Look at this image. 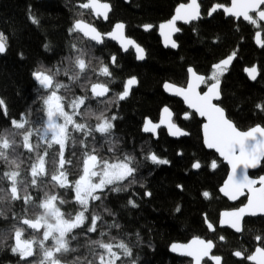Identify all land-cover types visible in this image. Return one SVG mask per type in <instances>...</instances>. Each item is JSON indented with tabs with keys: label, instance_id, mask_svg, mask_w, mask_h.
I'll return each mask as SVG.
<instances>
[{
	"label": "trees",
	"instance_id": "1",
	"mask_svg": "<svg viewBox=\"0 0 264 264\" xmlns=\"http://www.w3.org/2000/svg\"><path fill=\"white\" fill-rule=\"evenodd\" d=\"M85 1L0 0V32L4 34L7 42V52L0 56V99L6 106V111L0 107V133L15 131L10 124L14 119L41 117L38 100L40 86L33 80V71L59 70L60 75L56 80L68 85L67 89L61 88L65 100L77 96L91 97L90 83H107L114 80L117 82L114 92L118 94L123 90L127 79L136 77L139 82L138 87L121 104L113 122L114 128L109 139L114 142L115 151L108 150L107 140L100 134H94L95 140L91 137L85 139L82 134V140L88 145L87 150L91 152L95 147L96 154L103 159L115 160L124 155L135 158L133 166L137 168V172L134 178L136 182L143 184L145 189L140 193L138 208H127L125 216L123 212H119V219L125 222L131 236L114 237L113 240L106 225L89 235L82 233L79 236L78 231L84 230L79 229L71 234L76 236L75 240H71V247L76 251L66 255L67 261L73 263L76 257H79L81 264H87L89 260L96 264V253L103 250L96 249L92 252L89 242L102 239L114 244L123 240L132 248L131 258L121 255L123 264H131L132 260H135V264H192L188 259L172 256L169 249L176 242L187 243L199 237L215 242V255L222 256L224 264H249L246 258L238 260L233 253L240 250L246 257L253 254L258 246L264 247V242L255 240L257 234L264 236V218L246 220L241 235L219 229L221 212L238 208L245 200L231 205L221 197L219 189L229 174V168L215 153L207 151L204 147L203 122L187 110L181 101L169 98L164 93L163 86L171 82L186 87L189 67L208 78L212 75L215 64L235 52L238 59L232 69L225 71L220 77L223 83L220 105L226 110L229 119L242 131H247L257 124L264 126V112L255 107L258 102L264 101V48L259 49L255 45L257 32L263 33L264 40V24L259 22L260 26L257 27L249 22H236L234 19H227L221 12L216 13L212 19H207L210 8L222 2L201 0L204 18L190 27H182V34L176 39L179 50L174 52L162 47L157 30L160 24L173 17L180 4L187 3L188 0H130L129 4L105 0L111 3L114 10L108 23L100 26L92 20L90 11L75 7L76 3ZM229 2L230 0H226L223 3ZM30 14L39 21L38 25L29 20ZM80 19L94 25L103 33L110 31L115 23L124 22L128 36L145 49L146 61L137 62L133 52L123 56L111 42L105 41L102 46H97L77 32H70L74 22ZM145 25L153 26L154 30L144 32L142 28ZM72 45L86 51V61L91 62L90 69L75 83L63 74L64 68L69 65V59L76 55V49ZM112 56H116L114 67L110 59ZM103 65L109 66V70L114 72L112 78L99 74V68ZM255 65L260 70V78L256 83H252L244 71L246 67ZM212 82L208 80L203 91ZM82 85H88V88ZM108 99L89 98L79 111L90 109L92 113L103 112L110 118L112 112L106 105ZM166 106L175 113V122L189 133L188 138L173 141L161 130L159 141L154 142L151 137L143 134L144 121L150 118L158 122L161 110ZM186 113L190 118H184ZM82 119L96 121L94 115ZM90 126H94V123ZM16 141L20 145L22 137L17 136ZM32 143L37 144L35 139ZM84 151L82 147L79 150L82 154L81 161ZM16 153L21 162V174L25 176V169L30 163L28 157L31 156L34 161L36 155L28 153L22 147H17ZM151 153L169 163L152 164L146 159ZM51 154L48 162L53 161ZM213 161L217 164L215 169L210 166ZM195 162L201 164L198 170L192 167ZM7 170V166L0 161V173ZM47 170L49 173L55 172L56 166H49ZM81 171L82 163L78 166L77 177ZM261 175H264V162L259 172L251 174L252 177ZM4 186H8L7 182ZM44 191L47 190L42 187L38 190L30 189V192L36 193L33 196L36 202L43 199ZM146 191L151 192L149 198L144 195ZM205 191L210 194L209 198L202 195ZM50 192L59 194L56 189H51ZM76 205L71 199L64 204L57 202L66 218L77 214ZM178 206L179 212L176 211ZM12 207L20 215L25 206L17 201ZM107 207L109 205L105 203V208ZM114 207L121 208V205L115 204ZM6 208V203L0 205V210ZM37 212L38 209L29 206L27 215L31 218ZM205 216L215 225V234H211L206 226ZM103 221L107 224L105 219ZM8 224L9 221L0 217V233H4ZM101 232L106 235L101 236ZM220 236L225 239L220 241ZM114 251L120 253L118 248H114ZM15 260L17 259H13L10 253H0V264H9ZM121 261L116 264H121Z\"/></svg>",
	"mask_w": 264,
	"mask_h": 264
},
{
	"label": "snow or ice",
	"instance_id": "2",
	"mask_svg": "<svg viewBox=\"0 0 264 264\" xmlns=\"http://www.w3.org/2000/svg\"><path fill=\"white\" fill-rule=\"evenodd\" d=\"M80 7L83 9H92L97 16L103 15L105 19H107V14L111 10L108 3H100L99 0H88L87 3L81 4ZM221 9L226 15L237 19L242 17L244 21L257 27L260 26L259 22L264 21V0H231V6L217 3L210 8L208 15L212 16L213 13ZM250 13H255V18ZM200 15L198 0H190V3L180 4L175 10V15L168 22L160 25L161 32L165 35L166 41L169 39L171 32L180 31L176 27L177 21L189 23L199 19ZM29 20L33 24L38 25L39 23L31 14L29 15ZM144 27L147 30L152 26L145 25ZM124 28L125 25L118 22L115 24L114 30L107 35L114 40L119 39L122 46L134 47L136 49L137 59L143 60L144 50L134 40L126 38L123 35ZM165 29L168 32H165ZM69 31L83 33V36L89 37L97 44L103 43L102 34L82 19L76 20ZM256 37L257 44L264 47V41L260 40V32L256 33ZM170 44L172 48L178 47L175 41H170ZM45 47L47 48L48 46L45 45ZM72 47L76 49V55L74 58L69 59V65L64 68L63 74L75 83L90 69L91 62L86 61V51L77 49L76 45H72ZM6 51V37L0 32V54H4ZM125 51H127V47H125ZM235 56L236 53L233 52L226 59L215 64L212 75L207 79L189 67L187 71L190 73L191 78L187 88L175 87L169 83H165L164 88L165 90L174 89V94L183 96L190 108H194L200 116L207 118V123L203 125L205 145L219 152L232 166V174L229 175L228 180L225 181L220 191L230 199H236L237 195L245 187L253 193L249 197L245 207L233 212L223 213V217L226 219H221L220 221L221 225L227 224L235 232L242 233L244 231L242 221L245 215L256 216L258 214H264V177H260L259 183L261 188L257 192L253 188L256 181L249 179L246 174L249 167L255 168L260 162L264 161V126L257 124L247 131H241L228 119L225 109L218 103L213 102L214 100L220 101L222 99L220 77L227 71L228 66ZM110 59L112 64L116 63L115 56H112ZM92 71L95 72L96 70L92 69ZM245 72L253 81L259 75L258 69L255 66L246 68ZM99 74L105 77H111L112 75L107 65L99 68ZM32 75L41 88L49 91V94L43 99L44 108L42 112L44 116L35 128L26 127L28 125L27 120L22 122L12 120L10 124L15 131L0 133V161L8 168L7 171L0 173V205L7 204L6 209L0 210V217H3L5 221L12 222L10 232L15 243L11 246V252L14 255H18L20 261L24 262V264H32L29 258L34 257L36 254L34 252V245L42 253L38 264H63L57 254L76 251L75 248L71 247V240H75L76 236L71 234L75 229L80 228L85 223L87 219L85 213L89 210L90 201L101 200L102 197L98 193H103L105 189H109V186H112L109 189L112 192L119 193L128 191L129 187L136 183L134 175L137 172V168L133 166L135 161L134 157L124 155L123 157H117L115 160L103 159L96 154L95 147L89 152L87 150L88 145L84 140H81V147L85 149L82 160V174L74 182L69 180L67 166H70L72 162L70 159H65L66 143L71 138L69 126H71L72 132L82 133L85 139L91 137L95 140L94 134H100L106 138L109 145L108 150H116L114 142L109 139L114 128L113 121H115L116 116L112 115L109 118L103 112L95 114L90 109L84 112L79 111V109L86 105V101L89 98L105 97L110 92L109 84L111 81L107 83H90L91 97L87 95L77 96L70 100L68 102V107L72 109V113L70 114L65 111L64 104L62 103L65 97L58 95L61 88H68L67 84L56 80V77L60 75V71L36 70L33 71ZM208 80L213 82L209 85L208 90L201 94L197 89L201 84L207 83ZM137 83L136 77L127 79L123 85V90L118 93V99L120 101L125 100L130 95L132 87ZM82 87L88 88V85H82ZM0 107H3L6 111L5 102L2 99H0ZM255 107L264 112V101L258 102ZM163 112L165 113L171 135H187L186 132L171 122L170 118L172 113L167 107L163 109ZM92 115L95 116L97 121L94 126H90L87 122H77L74 119L76 116L86 118ZM184 118L188 119L190 115L186 113ZM163 122L161 121V123ZM159 126V124H154L151 120H146L143 131L146 133H155ZM33 135H36L40 141L47 142V147L44 149L43 154L39 151L41 148L39 143L35 145L31 143ZM17 136L22 137L20 145L17 144ZM72 143L75 144L76 141L73 139ZM53 144L58 146L57 159L54 161L56 171L49 173L46 167V157L48 156V149ZM17 147H22L30 154L36 153L34 161L31 156L28 157L30 163L25 169V176L21 174V162L18 160L16 153ZM146 159L150 160L152 164L169 163L167 160L159 158L155 153L148 154ZM210 166L212 169H215L217 164L213 161ZM192 167L199 169L201 164L195 162ZM126 180L128 184L124 185L123 182ZM45 181L50 188L71 189L74 194L73 199L81 206V210L75 216L69 215L66 218L60 207L57 206V202L64 204L65 201L58 194L51 193L50 190L44 191L43 199L36 202L30 189H41L42 185H45ZM5 182H7V187L4 186ZM178 187L182 186L178 185ZM144 195L151 196V192L146 191ZM202 195L205 198H209L210 196L207 191L203 192ZM17 201H20L25 206L20 215L12 207ZM127 204L132 208L139 207L131 196ZM29 206L40 210L31 218L27 215ZM104 211L109 216H115V213L107 208ZM176 211H180L179 206L176 208ZM102 220L103 217L101 215L93 214L87 232L95 233L98 222ZM108 227L120 228V225L113 221ZM208 227L210 230H215L211 223L208 224ZM26 229H31L35 233H41L42 230V239H23L22 237ZM100 235L104 236L106 233L101 232ZM69 236H71V239H69ZM5 238L4 234L0 233V239ZM50 239L53 242L52 246L46 247L45 242ZM224 239V236L219 237L220 241ZM255 240L264 242V236L257 234ZM89 244L92 252H95L96 249L103 250L101 253H96V264H116L117 261H121V255L128 258H131L133 255L132 248L123 240L114 244L97 239L91 240ZM215 246L211 240L205 241L196 238L191 244L179 247H183L184 249L182 254L195 259V264H201V260L205 257L214 261L215 264H222L221 256L211 254ZM114 248H118L120 253L114 251ZM177 249V245L172 246L173 251H177ZM233 255L238 258H246L247 260L254 261L255 264H264V247H257L253 254L246 257L244 252L240 250L235 251ZM73 264H81L80 258L76 257ZM87 264H93V261L89 260ZM121 264H123V261H121ZM131 264H135V260H132Z\"/></svg>",
	"mask_w": 264,
	"mask_h": 264
},
{
	"label": "flooded vegetation",
	"instance_id": "3",
	"mask_svg": "<svg viewBox=\"0 0 264 264\" xmlns=\"http://www.w3.org/2000/svg\"><path fill=\"white\" fill-rule=\"evenodd\" d=\"M101 1L102 2L110 3V2L105 1V0H101ZM117 1L120 2V3H123L124 2V0H117ZM224 1H226V0L221 1L222 2L221 4H224L226 6H229L230 5L231 0H230V2L228 4L223 3ZM87 2H88V0H86L84 3H87ZM200 3H201V0H200ZM79 4H83V3H79V2L76 3L75 4V7L77 9H80L78 7ZM112 9L114 10L113 6H112ZM80 10H82V9H80ZM112 13H113V11H112ZM91 15H92V20L94 22H96L98 24V26L104 24V22H103V20L101 18L95 19L92 13H91ZM119 22H121V21H119ZM114 25H113V27H114ZM113 27H112V29H113ZM111 30L108 31V32H105V33H103V32H101V33L103 35H106L109 32H111ZM123 56H124V54H123ZM112 66L113 67L116 66V63L114 65L112 64ZM110 72L112 73V75H111L110 78H112V76L114 75V72H112V71H110ZM33 80H34V78H33ZM110 81H111V83L109 84L110 93H109V96L106 97V98H109L107 100V102H106V105L109 106V108H110V110L112 112V115L117 116V114L119 112V109L121 107V104L123 102H125L128 98L125 99L124 101H120L118 99V94H116L114 92L115 91V89H114L115 88V83H117V82L114 81V80H110ZM35 82L37 83L38 86H40L37 81H35ZM38 89L40 91V96H39V99L38 100L40 101V115H41V117L34 118V119H29V118H27V119L26 118L14 119V120H16L18 122H22V121L27 120L28 121V125H26V127L35 128L39 124V122L41 121V118L44 116V113L42 112V109L44 108L43 99L49 94V91L41 88V86ZM58 95H61L62 96L61 89L59 90ZM117 99L119 100L118 102H117ZM95 100H98V99H95ZM62 103L64 104L65 111H67L66 110V106L68 104V101H65L64 100V101H62ZM70 110H71V112H69V113L71 114L72 113V109L70 108ZM74 119L77 122H87V123H90V124H93L94 123V125H95V121H92V120H85V119H80V118H77V117H74ZM69 130L71 132V138L66 143L65 159L66 160H69L70 159L71 162H72L70 166H67V173H68L69 180H71V181L74 182L78 178L77 177V174H76L78 172V166L80 165V163H82V161H81L82 154L79 153V150L81 149L80 141L82 140V133L72 132L71 131V126H69ZM33 139H35L36 142L41 145V148L39 149V151H40L41 154H43L44 149L47 147V142L46 141H40L39 138L36 135H33V137L31 138V143H32V140ZM73 139L76 141L75 144L72 143V140ZM51 152H52V154H51ZM33 154L36 155V153H33ZM50 154H51V156L53 158V161L52 162H48L47 161V159H48V157H49ZM57 154H58V146L53 144V146L50 149H48V156L46 157V161H47L46 167H47V169H49V166H56V164L54 163V161L57 159ZM81 174H82V171H81ZM123 184L124 185H127L128 184V181L127 180L124 181ZM111 187L112 186H109V189ZM42 188H45V190H47V191L48 190H51V189L59 190L58 196L60 198H62L65 202H67L69 199L74 200L73 199V195L74 194H73V191L71 189L50 188L49 186H47V183L45 185H42ZM109 189H105V191L103 193H98L102 197L101 200H99V201H90L89 210L85 213V216L87 217V219L85 220V223L80 228L75 229L73 231V233L76 232L79 229H81V230L84 229L81 232L78 231L77 234L79 236H81L82 233L84 235L92 234V233H88L87 232V229H88V227H90L92 215L93 214H98V215H101L103 217V219H105V222H107L108 225L109 224H112L113 221L119 223L120 228H110L109 227L108 233L110 234L111 237H117V238H120V237H129V235H130V233L128 232L129 229H128L127 225L125 224V222H123L122 220L119 219V212L120 211L123 212L124 213V216H125L126 215V212H127L126 211L127 208H130L131 207V206H128V204H127V201L129 199V197L131 196L136 201V203L139 202L138 200H139L140 193H141V191L143 189H145V186L143 184L139 183V182H136L135 184H133V185H131L129 187L128 191H122V192H119V193L112 192ZM31 193H32L33 196L36 194L34 192H31ZM149 197L150 196H147V198H149ZM75 203L77 204L76 206L78 207L77 210L79 212L81 210V206L77 202H75ZM105 203H108L109 207H107V209H109L112 212H114L115 213V216H109L107 214V212L104 211V209H105ZM115 204L121 205V208L118 207L116 209L114 207ZM39 211L40 210L38 209V212ZM107 224H105L103 220L102 221H99L98 222L97 229L103 228L104 225H106L108 227ZM11 226H12V222L9 221V224L4 228V233L3 234H4V236L6 238L5 239H0V246H1L0 253H5V252L10 253L13 256V259H17L14 262H11L9 264H24V262L20 261V258H19L18 255H14L11 252V246L14 245V243H15V241H14V239L12 237V233L10 232ZM22 238L23 239H36V240H40V239H42V232L41 233H35L31 229H26L25 230V233H24V236ZM10 239H11V242H10ZM52 243L53 242L50 239L49 241L45 242V246L46 247H51L52 246ZM34 252L36 254L34 255L33 258H31L29 260L32 261V264H38L39 260L42 257V253H41V250L36 245H34ZM67 254L68 253H66V254H57V255L62 260L63 264H73L71 261H67V259H66V255Z\"/></svg>",
	"mask_w": 264,
	"mask_h": 264
},
{
	"label": "water",
	"instance_id": "4",
	"mask_svg": "<svg viewBox=\"0 0 264 264\" xmlns=\"http://www.w3.org/2000/svg\"><path fill=\"white\" fill-rule=\"evenodd\" d=\"M221 1H223V0H221ZM99 2H100V3H107V2H102L101 0H99ZM124 2H125L126 4H129V3H130V0H124ZM187 3H190V0H188ZM187 3H184V4H187ZM198 3H199V5H200V14H201V15H200V18L197 19V20H193V21H191V22H189V23H185L184 21H177V22H176V27L179 28L180 31H178V32H171L170 35H169V39H168L167 41H166L165 35L162 34V32H161V29H160V25H161V24L159 25L158 30H157V35H158L159 39L161 40L162 47H163L165 50H172V51H174V52L178 51V50H179V44H178V42H177L176 39H177V37H178L180 34H182V27H190L192 24H196V23H198L202 18H204V17H203V14H202V6H201V3H200V0H198ZM108 4L110 5V9H111V10H110V11L108 12V14H107V19H105L103 15H101V16H97L96 13H95L92 9H83V8H81V7H80L81 4H79L78 7H79L80 9L84 10V11H90V12L93 14V16H94L95 19L101 18V19L103 20L104 23H108L109 18H110V15L112 14V11H113L111 4H110V3H108ZM219 4H221V3H219ZM223 5H224V4H223ZM225 6H226V5H225ZM229 6H231V2H230V5H229ZM218 12L223 13L227 19H234L236 22H239V21L247 22V21H244L242 17H240L239 19H237V18H235V17H231V16L226 15V14L223 12L222 9H221V10H218L216 13H218ZM216 13H213L212 16L207 15V19H212ZM174 15H175V12H174ZM174 15H173V16H174ZM250 15H253V16H254L255 13H250ZM168 21H169V20H168ZM168 21H166V22H168ZM85 22H86V21H85ZM166 22H164V23H166ZM86 23H88V22H86ZM119 23H123V24L125 25V28H124V30H123V35H124L126 38H130V39L134 40L133 38H131V37L128 36V33H127V25H126L124 22H119ZM260 23H261V24H264V21H261ZM88 24H90V23H88ZM162 24H163V23H162ZM90 25L93 26V27H95V26L92 25V24H90ZM114 26H115V25H114ZM95 28H96V27H95ZM96 29H97V28H96ZM142 29H143V31H145V32H152V31L154 30V27L152 26L150 29H147V30L145 29V27H143ZM97 30H98V29H97ZM113 30H114V27H113V29L111 30V32H112ZM164 31H165V32H168L167 29H165ZM98 32L101 33L99 30H98ZM259 32H260V40H261V41H264V40H263V33H262L261 31H259ZM77 33L80 34L84 39L89 40V41L95 43L97 46H102V45L104 44L105 41H108V42H111V43L115 44V45L118 47V49H120V51H121L124 55H126V54H128V53H130V52H133L134 55H135V57H136L137 62L144 63V62L146 61V59H147V54H146L145 49H144L140 44H138L135 40H134L135 43H136L137 45H139V46L144 50V59H143V60L137 59V53H136V49H135L134 47H132V46H122V44H121V42H120L119 39L114 40V39L110 38L107 34H106V35H103V34L101 33V34H102V37H103V43H102V44H97L95 41H92L89 37H85V36H83V33H79V32H77ZM109 33H110V32H109ZM256 39H257V37H256V35H255V45L257 46V48H259V49H263L264 47H261L259 44H257ZM170 41H175L176 44L178 45V47H176V48H172V47H171V44H170ZM125 47H127V51H125ZM6 52H7V51H6ZM6 52H5L4 54H0V56H1V55H5ZM225 59H226V58H225ZM237 59H238V56L236 55L235 58H234V59L232 60V62L230 63V65L228 66L227 71H230V70L232 69V67H233V65H234V63L236 62ZM223 60H224V59H223ZM113 65H114V64H113ZM252 67H253V66H252ZM255 67H257L258 72H259V75L257 76V79H256L255 81L251 80V79L249 78L248 74L244 71V72H245V75L247 76V78H248L252 83H256V82L259 80V78H260V70H259V68H258L257 65H255ZM246 68H250V67H246ZM246 68H245V69H246ZM193 69H194V68H193ZM194 70H195V69H194ZM195 71H196V70H195ZM196 72H197V71H196ZM197 74H199V73L197 72ZM199 75H203V74H199ZM203 76L207 79V77H206L205 75H203ZM190 78H191V77H190V73H188V82H189ZM136 79H137V78H136ZM34 80H35V79H34ZM35 81H36V80H35ZM137 81H138V79H137ZM167 83H169V84H171V85H174L175 87H180V88H187V85H188V83H187L186 87H181V86H177V85H175V84H173V83H171V82H167ZM138 85H139V82H138L136 85H134V86L132 87L131 93H132L133 90H135V89L138 87ZM204 86H205V84H201L200 87L197 89V91L200 92L201 94H203L204 92H206V91L208 90V87H209V86L206 88L205 91H203ZM222 87H223V83H222V80H221V84H220V88H221V96H222ZM163 91H164V93H165L169 98H172V99H176V100L181 101V102L184 104V106L187 108V110H189L190 112H192L194 115H196V116L198 117V119H199L200 121L203 122V125H204L205 123H207V118H206V117H202V116H200V115L195 111L194 108H190V107L188 106V104L185 102L183 96L174 94V89L165 90V88H164V86H163ZM109 93H110V92H109ZM109 93H108L105 97H102V98H95V99H103V98H106V97L109 96ZM131 93H130V95H131ZM130 95H129V96H130ZM129 96H128V97H129ZM128 97H127V98H128ZM127 98H126V99H127ZM123 101H124V100H123ZM221 101H222V99H221L220 101H215V100H214L213 102H214V103H218V104L220 105ZM220 106H221V105H220ZM166 107H167V108L170 110V112L172 113V116H171V118H170V119H171V122L174 123V124H176L180 129H182V128L179 126V124L175 122V113L173 112V110H172L171 108H169L168 106H166ZM221 107H222V106H221ZM164 108H165V107H164ZM164 108H163V109H164ZM163 109L161 110L160 118H159L158 122H154V121H152L150 118H147V119H146V120H151L154 124H159V125H160V126L156 129L155 133H146V132L143 131V128H142V132H143V134H144L145 136L151 137V138L153 139L154 142H158V141H159V136H160L159 133H160L161 130L165 131V132L167 133V136H168L171 140H173V141H178V140H181V139H184V138H188V137L190 136L189 133L186 132V131L183 130V129H182V130H183L184 132H186L187 135H183V136H179V135H177V136H173V135L170 134V132H169V128H168L167 119H166L165 113L163 112ZM225 113H226V116L228 117L226 110H225ZM228 119H229V117H228ZM146 120L144 121V124H145ZM161 121H164V122L161 123ZM232 122H233V121H232ZM233 123H234V122H233ZM144 124H143V126H144ZM234 124H235V123H234ZM203 125H202V138H203V144H204V147L206 148L207 151L215 153V154L219 157V159H220V160H221V161H222V162H223V163L229 168V174H228V176H227V178H226V180H225V181H227L229 175L232 174V166H231V164L228 163L227 160L224 159V157H222V156L219 154V152H217L215 149H210V148H208V147L205 145V143H204V129H203ZM237 128H238V127H237ZM238 129H239V128H238ZM239 130H240V129H239ZM241 131H242V130H241ZM263 162H264V161L260 162V163L258 164V166L255 167V168L249 167V168L247 169V172H246V174H247V176L249 177V179L256 181V183L253 185V188H254L257 192H258L259 189L261 188V185H260V183H259L260 177H264V175L257 176V177H252L251 174H255V173L259 172V171L261 170L262 166H263ZM194 170H198V169H194ZM238 171H240V169H238ZM224 183H225V182H224ZM223 185H224V184H223ZM223 185H222L221 187H223ZM219 193H220L221 197L224 198L225 200H227V201L229 202V204H231V205L238 204V203H240L242 200H245V203H244L243 205H241L240 207H238V208L231 209V210H224V211H222L221 214H220V220H219V229H221V230H230L231 232L235 233L236 235H241L243 232H242V233H237V232H235V230L232 229L229 225H227V224L221 225V224H220V221H221V219H226V218L223 217V213H225V212H233V211H236V210H238V209H240V208H242V207H245V206L247 205V203H248V199H249V197L252 196L253 193H252L247 187H245V188L242 189L241 193H240L239 195H237L236 199H230L228 196H225V195L220 191V189H219ZM256 218H264V214H258V215H256V216L245 215V216L243 217V221H242L243 228H244V224H245V221H246V220H248V219H256ZM205 221H206V226L208 227V224L211 223V222L207 219L206 216H205ZM211 224H212V223H211ZM212 225H213V228H214L215 230H214V231H213V230H210L209 227H208V229H209V231H210L211 234H215V233H216V227H215L214 224H212ZM41 232H42V230H41ZM196 238H199V237H196ZM196 238L191 239V240H190L189 242H187V243L176 242V243L172 244L171 247H170V249H169L170 254H171L172 256L178 257V258H180V259H188V260H190V261L192 262V264H195V259H194L193 257H191V256H187V255L182 254V253L184 252V249H183V247H179V246L189 245V244H191L192 241H193L194 239H196ZM199 239H203V240H205V241H208V240H206V239H204V238H199ZM211 241H212V240H211ZM213 242H214V241H213ZM214 244H215V242H214ZM173 245H177V246H178L177 251H173V250H172V246H173ZM215 245H216V244H215ZM258 247H261V246H258ZM215 251H216V246L212 249V253H211V254H212V255H215ZM254 252H255V251H254ZM221 257H222V256H221ZM234 257H236V256H234ZM31 258H33V257H31ZM31 258H29V259H31ZM236 258H237L238 260H244V259H245V258H238V257H236ZM205 262H209V263H211V264H215V262L212 261V260H210L208 257H205V258H203V259L201 260V264H205ZM247 262H248L249 264H255L254 261L247 260ZM222 264H224V259H223V257H222Z\"/></svg>",
	"mask_w": 264,
	"mask_h": 264
},
{
	"label": "rangeland",
	"instance_id": "5",
	"mask_svg": "<svg viewBox=\"0 0 264 264\" xmlns=\"http://www.w3.org/2000/svg\"><path fill=\"white\" fill-rule=\"evenodd\" d=\"M64 97V96H63ZM65 100V99H64ZM70 100H72L71 98L70 99H66L65 101H70ZM66 110H67V112H71V110L69 109V107H68V104H67V106H66ZM77 117V116H76ZM77 118H79V117H77ZM80 119H82V118H80ZM85 120H87V119H85ZM97 123V121H95V124ZM89 125H90V123H88ZM77 174V173H76Z\"/></svg>",
	"mask_w": 264,
	"mask_h": 264
}]
</instances>
